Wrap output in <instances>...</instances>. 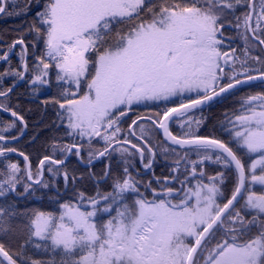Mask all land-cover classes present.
I'll return each mask as SVG.
<instances>
[{
	"label": "snow or ice",
	"instance_id": "1",
	"mask_svg": "<svg viewBox=\"0 0 264 264\" xmlns=\"http://www.w3.org/2000/svg\"><path fill=\"white\" fill-rule=\"evenodd\" d=\"M35 7L27 29L0 38V264H264V0ZM28 10L0 0V15ZM21 82L18 96L53 89L36 165L15 146L28 135L12 102ZM230 97L221 134H201L205 109ZM70 156L107 161L88 173L94 194L77 187Z\"/></svg>",
	"mask_w": 264,
	"mask_h": 264
},
{
	"label": "trees",
	"instance_id": "2",
	"mask_svg": "<svg viewBox=\"0 0 264 264\" xmlns=\"http://www.w3.org/2000/svg\"><path fill=\"white\" fill-rule=\"evenodd\" d=\"M18 3V7L23 8L24 6H28L29 10L27 13H21L20 15H13V16H6V15H0V38L3 40H6L7 42H11L12 39L16 38L18 34L29 26V23L31 22L33 16L35 15V12L39 9L35 7V0H16ZM9 10L11 11V4L9 5ZM226 35H235V33H227ZM29 40H31V37H28ZM237 46V45H233ZM19 49H17L18 51ZM256 54V53H253ZM12 60L13 63L16 62L17 57L15 54H12ZM4 64L3 62H0V70H3ZM11 80L6 79L5 84H10ZM259 88H254L252 91H258ZM244 91H248L247 89ZM25 92V86L24 83L21 82L20 87L17 88L16 92L13 93L12 102L13 104L20 103L25 112L26 119L28 120V135L24 137L22 141L18 145H15L16 147L24 150L26 154L30 155L32 157L33 165L38 164V156H42L45 154L44 148L42 147L44 143L45 136H49L52 133L48 130L44 129L43 124L37 123L41 119L42 114H44V109L41 104V101L49 98L53 92V89H42L40 93H38L35 97H30L28 95H20L18 96V93H24ZM243 93H238L237 97ZM237 97H230L227 100L222 101L219 104L214 105L210 109H205L203 115L208 117L207 123L202 126L201 128V134H209L212 133L214 135H220V128L219 123L223 120V113L225 110L231 111L234 107H237V105L233 104V100H235ZM31 108L32 111L28 112L27 109ZM145 110L143 109H135V112H143ZM201 113L197 112L196 116L199 117ZM134 116H130L128 119V123L131 122V119H133ZM10 119V114L4 113L0 111V120H7ZM51 119V110H49V113L44 115V121L47 122ZM178 131V128L176 129ZM39 133V137L36 140V143L33 145H29L25 147V143L34 135ZM15 134L14 132L12 133ZM59 134V133H58ZM227 139V137H224ZM4 158H0V160H3ZM8 159L12 160H18L21 165L23 163V158L19 157L18 154H10ZM87 160V155L85 154V161ZM107 163V161H100V160H94L92 162L91 168L88 166H82L75 156H70L67 158L66 167L71 171L75 170V174L79 177L80 175L84 176V179L79 182L77 185L78 188L81 189H87L89 194H94L96 191L95 184L92 180L89 179L88 173L89 171H95L99 173L101 169L104 167V165ZM115 164V161H113ZM209 172H211V169H209ZM231 185H229V188ZM60 188L63 190L64 188V182L63 179H60ZM101 190H104V186H102ZM257 191H260L259 188H257ZM29 209H36V210H42V211H51L53 210V205H50L47 200L39 201V200H32L28 199L23 202ZM115 214V213H113ZM107 219V217H105ZM47 258V257H44Z\"/></svg>",
	"mask_w": 264,
	"mask_h": 264
},
{
	"label": "flooded vegetation",
	"instance_id": "3",
	"mask_svg": "<svg viewBox=\"0 0 264 264\" xmlns=\"http://www.w3.org/2000/svg\"><path fill=\"white\" fill-rule=\"evenodd\" d=\"M138 109H143V108H138ZM143 110L146 111V109H143ZM162 171L166 174L167 173V167L165 166V163H164L163 159L160 158L158 160V163L155 166V173H156L157 176H160ZM150 175H151V173H149V176ZM149 176H144L143 179L147 180L149 178Z\"/></svg>",
	"mask_w": 264,
	"mask_h": 264
},
{
	"label": "water",
	"instance_id": "4",
	"mask_svg": "<svg viewBox=\"0 0 264 264\" xmlns=\"http://www.w3.org/2000/svg\"><path fill=\"white\" fill-rule=\"evenodd\" d=\"M78 162H80V161L78 160ZM80 164H82L83 166H87L86 163H82V162H80Z\"/></svg>",
	"mask_w": 264,
	"mask_h": 264
}]
</instances>
